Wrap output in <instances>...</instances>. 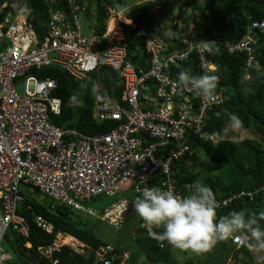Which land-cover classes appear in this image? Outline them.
I'll return each instance as SVG.
<instances>
[{
	"label": "built area",
	"instance_id": "2783aa9c",
	"mask_svg": "<svg viewBox=\"0 0 264 264\" xmlns=\"http://www.w3.org/2000/svg\"><path fill=\"white\" fill-rule=\"evenodd\" d=\"M66 3V9L50 12L42 38L17 6L6 10L8 0L0 4V264L12 258L2 247L9 227L27 236V222L17 212L24 200L20 185L31 187L30 191L36 189L42 196L84 211L116 229L128 215L131 203L126 197L112 201L102 210L82 207L76 200L113 197L117 190L127 188L141 194L149 187L190 195L194 184H178L171 165L181 160L186 164L194 161L193 139L216 142L213 136L204 135L202 128L209 114L223 105L229 95L218 90L211 99L199 97L179 83V73L173 68H179L196 53L198 67L206 74H214L219 71V64L209 60L206 52L223 45L229 53L245 52L243 78L249 80L248 68L255 60L251 33L254 29L264 32V19L248 23L246 33L234 43H222L219 38L193 40V29H188L187 37L177 36L170 43L176 51L166 49L156 36L149 34L143 47L149 55V67L142 69L134 65L120 45L124 35L119 22L130 21L121 15L118 19L109 16L112 26L108 18L104 30L98 31L94 23L83 34L78 16L82 14L90 22L85 5L80 6L77 0ZM50 65L60 67L79 81L95 75L92 118L97 123L112 121L116 125L95 134L56 125L53 118L61 114V101L52 91L57 81L38 76L39 70ZM103 66L119 71L123 82L119 99L103 84ZM31 80L33 89L29 90ZM242 194L252 195L241 191L216 199V213ZM34 222L47 233L54 230L53 224L41 215H35ZM143 224L139 223L140 228L147 231ZM59 235L62 240L64 233L58 231L55 237ZM246 239V235L237 233L232 241L240 247ZM55 240L48 247H38L39 252L50 256L52 250L59 248ZM72 246L79 252L86 249L84 243ZM158 246L174 248L166 241H160ZM110 251L113 246L106 244L95 255L102 264H112L113 258H120L124 264L128 259L127 251L108 256Z\"/></svg>",
	"mask_w": 264,
	"mask_h": 264
},
{
	"label": "trees",
	"instance_id": "16d2710c",
	"mask_svg": "<svg viewBox=\"0 0 264 264\" xmlns=\"http://www.w3.org/2000/svg\"><path fill=\"white\" fill-rule=\"evenodd\" d=\"M6 0H0V4ZM165 0H141L137 4L124 6L122 0H77L78 4L85 5V13L94 11L93 22L98 31L105 28L108 10L122 11V16L131 20V23L119 22L123 31L124 40L120 45L125 48L127 57L131 58L136 67L147 69L149 55L144 51V42L149 34L154 32V12L163 7ZM203 7L199 10L193 28V37L197 41L219 38L223 41L236 42L246 33L248 23L253 20L264 19V0H202ZM17 6L32 24L36 35L42 38L46 33L50 12L67 8L66 0H8L6 10ZM197 7L196 0H186L178 5L176 20L183 19L187 9ZM174 23L172 29L176 30ZM187 35L180 34L181 37ZM255 40L253 66L248 68L250 79L244 80L243 73L246 69L245 52L229 53L221 45L217 49L210 48L206 57L219 64V71L214 74L219 78L215 90H224L229 94V99L216 111L211 112L202 128L204 135H211L216 140L193 139L196 157L192 163L186 164L184 160L171 165L176 171L178 184H194L200 181L209 186L216 199H225L241 191L250 192L252 195L242 194L233 199L227 206L217 211V218L227 216L235 211H244L246 214L264 212V32L254 29L251 33ZM176 40V39H175ZM183 44L182 42H180ZM170 48V47H169ZM171 49V48H170ZM197 54L192 53L188 62L174 72H188L193 76L206 75L197 63ZM39 77H52L57 81V87L52 91L53 96L61 99V114L53 118V122L62 128H75L86 134L103 133L116 125L108 121L97 123L92 118L91 91L95 85V75L90 74L84 81L74 79L70 74L58 66H44L39 70ZM104 86L109 92L119 99L122 93V78L118 70L108 66L100 69ZM248 81V82H247ZM85 82V83H83ZM244 83H250L245 89ZM86 84V85H85ZM235 115L239 120L237 131L251 129L255 138H244L238 141L227 136L231 131L227 128L232 125L230 117ZM206 157L211 163L216 164L217 171L213 174L202 172L196 167L199 154ZM153 182V181H152ZM35 193H41L34 189ZM120 194L117 190L114 200L126 197L131 205L140 194L133 192L132 188ZM116 198V199H115ZM112 200V201H114ZM111 201V202H112ZM110 202V203H111ZM130 205V206H131ZM77 209L70 207L56 199L44 195L43 200L28 197L24 194L23 204L17 212L27 222V236H23L9 227L2 239V247L11 253L12 258L8 264H102L95 255V251L108 244L102 241L92 231L88 221L76 213ZM35 215H41L50 221L54 230L47 233L39 228L35 222ZM99 220V219H98ZM143 221L133 209L128 214L119 230L125 229V239L114 243L113 253L128 252V259L124 264H138L140 257L149 263L177 264L172 256L173 249L159 248L158 236L163 229L154 230L150 235L141 229L139 223ZM259 224L264 228V220ZM109 225V224H108ZM111 226V225H110ZM69 234L86 245L84 252L76 251L70 245H63L51 251L50 256L41 254L38 247H48L53 244L57 232ZM238 234L247 236L240 247H236L232 239L218 242L206 252L196 253L184 250L188 254L184 264H228V261H242L244 264H255L251 253L250 234L241 231ZM26 241L30 247L25 245ZM261 259L258 264H264V251H259ZM172 257V258H171ZM113 264H120V258H113Z\"/></svg>",
	"mask_w": 264,
	"mask_h": 264
},
{
	"label": "clouds",
	"instance_id": "9594fccd",
	"mask_svg": "<svg viewBox=\"0 0 264 264\" xmlns=\"http://www.w3.org/2000/svg\"><path fill=\"white\" fill-rule=\"evenodd\" d=\"M94 14V11L88 13L87 19L93 21ZM172 41L173 39H168L169 43ZM178 79L181 85L195 95L207 99L213 97L219 82L215 75L197 77L188 72H181ZM230 120L233 127L239 125L235 115ZM133 209L143 220V226L150 235L154 230L163 229L159 233V240L166 241L175 248L196 253L206 252L218 242L232 239L238 232L244 231L250 234L254 242L252 250L264 251V228L259 224L260 220H264V212L257 216L235 211L217 218L216 196L209 186L200 181L194 183L192 193L187 196H180L172 190L145 188L133 203Z\"/></svg>",
	"mask_w": 264,
	"mask_h": 264
},
{
	"label": "rangeland",
	"instance_id": "374dc122",
	"mask_svg": "<svg viewBox=\"0 0 264 264\" xmlns=\"http://www.w3.org/2000/svg\"><path fill=\"white\" fill-rule=\"evenodd\" d=\"M140 1L141 0H122V4L124 6H128V5L137 4ZM183 1H186V0H165L163 3V7L159 8L158 10H156L154 12V17H153L154 32L152 34L154 36H156V38L164 45V47L166 49H168V47H170L172 51H176V49L173 48V45H171L168 42V38L175 40L177 36H180V34L186 35V33H187L186 30H188V29L192 30L195 27V24H194L195 21L194 20H196V18H198V16H199V10L198 9H201L203 7L202 0H196L197 7L196 8L190 7L187 9L186 16H185L186 21L183 22V19L176 20L175 17L177 15L178 5ZM108 15L111 16L112 18H113V16H115L118 19V15L122 16V11H118L115 13V11H113V9H109ZM78 18L81 22L82 33L83 34L87 33L90 30L91 25L94 24V22L90 21L89 23H87L85 21L86 18L82 14H80L78 16ZM126 21H129V20H126ZM174 23L178 26L176 30L172 29V25ZM192 39L195 40L194 37H192ZM168 52H169V50H168ZM244 84H245V89H247L249 87L250 83H244ZM28 89L29 90L33 89V81L32 80L29 81V83H28ZM18 90L20 92H22V87L18 86ZM227 128L231 131V133L227 137L230 138L231 140H234V141H238V140H241L244 138H255V139L258 138V136L255 135V133L252 132L251 129H247L245 131H237L236 127H233L231 125H228ZM196 167L198 168V170H201L203 173L206 172L204 174H207V173L213 174L217 171L216 164L211 163L201 153L198 156ZM30 189H31V187H29L27 185H20V191L23 195L26 194V196L34 197L40 201L44 199V196L36 194L34 189L32 191H30ZM126 192L127 191H125V190H122V189L120 190V194L125 195ZM112 200H114L113 197H108V196L102 195V196H99L98 198H94V199H91L89 201L76 200V202H78L82 207H85V208H90V209H94V210H98V209L102 210ZM116 200H114V201H116ZM76 213L79 214L84 221H88L89 225L92 227V230H93L92 232L96 236H98L102 241L107 242L111 246L114 243H116L117 241H119V238L123 239V240L125 239V237H126L125 229H122V230L116 229V228L108 225L106 222L100 221L96 217L90 216L89 214H87L84 211L77 210ZM126 213H127V211L125 212V214ZM66 236L72 237V239H74V240H71V241H68L65 243L62 241L64 239L63 237H62V240H60V235L58 237H54V240L56 239L55 241L57 242V246L59 245L58 247L63 246L62 243H64V245L66 244V245H70V246L76 245L77 243H82L78 239L75 240L76 239L75 237L64 233V237H66ZM60 242H62V243H60ZM101 246H103V245H101ZM72 247L76 251H79L78 249H76V247H74V246H72ZM183 251L184 250L179 249V248H175L172 250V256L176 260L177 264H184V259L188 257L187 256L188 254H184ZM251 253L253 255L255 264H258V262L261 259L260 252L259 251H253L251 248ZM8 263H9V261H7L5 264H8ZM120 264H121V261H120ZM138 264H169V263H149L144 258L140 257ZM229 264H244V263L242 261L236 260L235 262L231 261Z\"/></svg>",
	"mask_w": 264,
	"mask_h": 264
},
{
	"label": "bare ground",
	"instance_id": "6f19581e",
	"mask_svg": "<svg viewBox=\"0 0 264 264\" xmlns=\"http://www.w3.org/2000/svg\"><path fill=\"white\" fill-rule=\"evenodd\" d=\"M109 23H110V26H112V18H110L109 17ZM18 88V87H17ZM60 101H61V99H60ZM70 240H74V239H72V237H69V236H66V237H64V239H63V242H68V241H70ZM75 240H77V239H75Z\"/></svg>",
	"mask_w": 264,
	"mask_h": 264
},
{
	"label": "water",
	"instance_id": "95a60500",
	"mask_svg": "<svg viewBox=\"0 0 264 264\" xmlns=\"http://www.w3.org/2000/svg\"><path fill=\"white\" fill-rule=\"evenodd\" d=\"M10 1H12V0H10ZM90 15H92V14H90ZM132 212H133V206L131 205V206L129 207L128 213H129V214H132ZM112 264H113V263H112Z\"/></svg>",
	"mask_w": 264,
	"mask_h": 264
},
{
	"label": "crops",
	"instance_id": "0c3cea01",
	"mask_svg": "<svg viewBox=\"0 0 264 264\" xmlns=\"http://www.w3.org/2000/svg\"><path fill=\"white\" fill-rule=\"evenodd\" d=\"M168 39H170V38H168Z\"/></svg>",
	"mask_w": 264,
	"mask_h": 264
}]
</instances>
